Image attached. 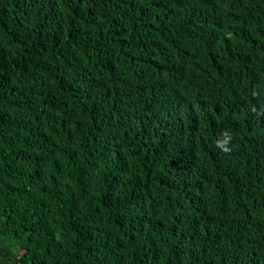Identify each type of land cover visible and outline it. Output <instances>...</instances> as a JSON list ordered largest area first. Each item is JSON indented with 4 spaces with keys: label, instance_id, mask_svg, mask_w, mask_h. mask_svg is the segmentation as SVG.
<instances>
[{
    "label": "trees",
    "instance_id": "1",
    "mask_svg": "<svg viewBox=\"0 0 264 264\" xmlns=\"http://www.w3.org/2000/svg\"><path fill=\"white\" fill-rule=\"evenodd\" d=\"M0 264H264V0H0Z\"/></svg>",
    "mask_w": 264,
    "mask_h": 264
}]
</instances>
